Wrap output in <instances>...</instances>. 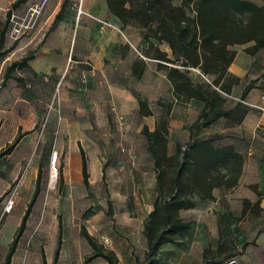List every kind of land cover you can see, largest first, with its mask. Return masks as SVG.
Here are the masks:
<instances>
[{"label":"rangeland","instance_id":"1","mask_svg":"<svg viewBox=\"0 0 264 264\" xmlns=\"http://www.w3.org/2000/svg\"><path fill=\"white\" fill-rule=\"evenodd\" d=\"M16 1L0 0V34L5 30L4 39H0V264L15 238L17 249L11 264H43L44 256L48 264H54L57 249L59 259L56 264H109L102 257L87 261L94 251L82 234L83 228L105 252L114 251L119 264H150L144 226L157 197V171L146 136H140L134 129V117L130 120V129L126 131L119 128L122 126L119 122V126L116 125V116L112 111L110 130L96 128L92 141L83 137L90 175V185L86 186L80 150L58 149L63 112L61 82H35L30 69L22 65L13 70V77L3 82L8 67L32 55L46 34L60 21L69 19L71 21L67 23L70 27L75 29L80 25V30H84L83 27L90 22H95L93 26L97 29L102 23L85 12L82 0H57L52 9V0H48L38 28L14 41L10 35L12 13L22 16L30 4L41 0H27L13 8ZM254 1L262 3V0ZM60 7L57 22L44 27L49 15H54ZM103 17L99 18L107 19ZM108 28L115 30L121 38L115 43L119 55H107L117 63L114 66L115 78L122 81L128 79V82V69L133 56L145 61L154 50L143 41L145 30L137 26L130 24ZM76 36L77 33L72 48L75 46L79 55L85 41L84 38L76 39ZM39 39L41 43H38ZM155 44L163 50L168 46L164 42L155 41ZM121 53L129 54V57L119 58ZM147 62L153 68L158 66L159 71L166 70L159 67V62ZM71 63L75 64L74 68L81 65L75 61ZM192 75L208 80L197 69L192 70ZM80 79L86 81L87 77L83 75ZM158 79L160 82L164 80L162 76ZM154 95V92L150 94L153 101L146 97L143 99L146 106L140 107V111L152 109L158 117L157 123L162 120L168 122L170 103L161 99L156 103ZM182 110L179 108L178 112ZM196 111L192 106L185 111L191 122L197 116ZM121 121L124 123V119ZM233 132L242 135L240 129ZM263 132L258 130L264 138ZM183 134L180 135L184 137ZM209 134L214 135L210 129L202 128L195 133L197 138L198 135L205 137ZM237 139L241 140V137ZM168 141L174 147L173 154L177 149V140L172 137ZM181 142L185 149V141L181 139ZM75 153L76 171L69 173ZM129 159L135 161V165ZM40 168L42 178L37 197L26 227L19 234L22 217L36 190ZM249 186L245 182L231 192L217 190L214 200L187 195L198 205L193 209H182L180 216L193 228L183 233L177 242L163 245L157 255V264H264V215L260 209L255 212V202L250 200V210L245 213L242 210ZM11 200L13 208L8 211L6 208Z\"/></svg>","mask_w":264,"mask_h":264},{"label":"trees","instance_id":"2","mask_svg":"<svg viewBox=\"0 0 264 264\" xmlns=\"http://www.w3.org/2000/svg\"><path fill=\"white\" fill-rule=\"evenodd\" d=\"M27 0H17L13 8ZM110 12L125 25H134L145 30L143 41L150 45L154 53L149 57L159 61V67L167 71L174 95L178 100L196 99L203 102L198 118L191 125V135L186 143L177 145L175 153L168 150L169 127L166 120L159 121L154 131L146 126L143 130L148 141V150L157 171V197L154 208L149 213L144 226L148 241L147 257L150 264H157L160 248L167 243H175L189 230L191 223L180 216L182 209H191L196 201L188 197L195 194L200 199H212L215 188H231L239 183L243 173L244 156L233 146L215 147L213 139L197 138L195 133L221 117L228 118V124L243 121L248 107L237 102L228 108L227 97L232 87L240 79L232 75L228 68L236 57L237 45L251 44L246 52L255 55L264 49V0L258 4L252 0H106ZM60 12L54 23L59 19ZM9 17L11 11L8 13ZM5 37V30L0 39ZM155 41L168 44L171 54L156 46ZM33 55V54H32ZM32 55L11 64L4 77L7 82L13 70L28 66ZM148 55V54H147ZM197 69L208 80L196 79L192 70ZM144 66L133 64V73L141 77ZM252 88L248 85L243 96ZM140 107L146 102L139 98ZM151 114L150 110H143ZM20 136L16 138L15 143ZM82 175L86 186L90 185L88 162L81 147ZM42 178L40 168L36 180V190L19 226L22 233L37 197ZM260 202H255L257 213ZM252 205L244 200L243 213ZM82 234L91 245L94 254L87 258H104L109 264H119L114 251L105 252L94 237L82 229ZM17 249L15 238L2 264H11ZM59 259L56 250L54 264ZM43 264H48L43 258Z\"/></svg>","mask_w":264,"mask_h":264},{"label":"crops","instance_id":"3","mask_svg":"<svg viewBox=\"0 0 264 264\" xmlns=\"http://www.w3.org/2000/svg\"><path fill=\"white\" fill-rule=\"evenodd\" d=\"M56 3L57 0H52L50 8L52 9L56 6ZM81 6L85 8V12L90 16L101 22V26L99 27L98 24L97 29V27L93 26L95 22H90L91 24H86L87 27H83L84 30H80V25L76 26V30V27L73 29L67 23L71 20L60 21L48 35L46 34L43 42L41 39L38 40V43L42 42V44L33 53L27 66L35 82H61L63 112L60 116L62 128L58 149L63 151L70 148L76 152L80 150L81 153L84 136L89 141H92L91 136L95 135L96 128H101L100 130L102 131L110 130L108 128H110L112 111H114L116 116V125L118 122L122 125L119 127L120 129L126 131L130 129L131 125L129 123L134 117L136 120L134 129L140 133V136L144 135L143 130L146 126L150 131H154L158 124L156 113L151 109V114H145L140 111L139 103V98L143 100L145 97V99L153 101L150 97L153 92L155 93L153 97H156L154 100L156 103L159 99L162 102L167 101L170 103L168 105V108L170 107L168 139L175 137L177 140L175 145L182 144L181 139L187 143L191 135V125L198 118L204 105L203 102L196 99L178 100L174 95V88L167 77V71H159L157 69L158 66L155 68L148 66V60L159 62L150 57L146 59L147 61H144L138 56H133L127 76L130 81L127 82L128 79L125 81L116 79L115 76L117 77V75L115 74L114 66H117V63L107 55H119V51L115 48V43L121 41L119 40L121 38L115 30L108 28V26H123V24L116 16L111 14L106 0H82ZM61 7L54 15H49L50 17H48L44 27H48L55 21ZM99 17H103L104 20ZM41 32L42 30L38 31L35 38H38ZM75 33H77L76 39L84 38L83 40L85 41V47L79 50L82 55L76 54L75 46L72 48ZM249 45L251 44L234 47L237 51L236 57L228 70L232 75L238 77L240 82L232 87L230 95L225 94L228 108H232L237 102H242L248 107L246 116L242 122L233 125L228 124L227 117H221L212 124L201 127L204 130L210 129L214 135L209 134L205 137H199L198 135V138L213 139L215 147L233 146L237 152L244 156L243 173L239 183L231 188H215L212 200L216 198L217 190L231 192L241 183L246 182L250 186L249 193L243 199V205L245 199L254 202L259 201L260 213L264 215V138L258 133V130L264 131V113L261 109L254 106H264V76H261V73H264V60L262 59L264 49H261L255 55H251L246 52V48ZM164 51L169 53V46ZM74 55L77 56L75 60H73ZM78 57L81 59H77ZM126 57H129V54L121 53L119 58ZM72 61L81 64L79 65L80 67L76 66L74 68L75 64L73 65ZM135 62H138L140 66H144V72L140 78L133 73V64ZM83 64H86V66ZM83 75L87 77L84 84L80 79ZM158 76H162L163 82L159 81ZM70 82H75V84ZM248 85H251L252 88L243 96ZM191 106L197 109V116L192 122L189 120V114L185 112ZM179 108L184 110L179 113ZM122 119H124V123L121 121ZM237 129H240L242 135L233 132ZM180 134H183L184 137ZM237 137H241V140H238ZM173 149V145L171 146V142L168 141L170 154H172ZM75 157V160L70 162L69 173L73 172V170L76 171L78 164L76 153ZM123 163L119 162V164ZM131 163L135 165V161H131ZM197 205L198 202H196L195 207ZM192 228L191 224L189 230H192Z\"/></svg>","mask_w":264,"mask_h":264},{"label":"built area","instance_id":"4","mask_svg":"<svg viewBox=\"0 0 264 264\" xmlns=\"http://www.w3.org/2000/svg\"><path fill=\"white\" fill-rule=\"evenodd\" d=\"M48 0H41L40 2H35L29 5L27 11L22 15H16L12 13L11 19V30L10 35L14 41H18L25 36L34 32L39 24L41 17L46 9V4ZM207 78V77H205ZM85 82V80H82ZM264 98V96H263ZM255 107L262 110L264 113V106L254 105ZM13 200L10 201L6 210H11L13 208Z\"/></svg>","mask_w":264,"mask_h":264}]
</instances>
